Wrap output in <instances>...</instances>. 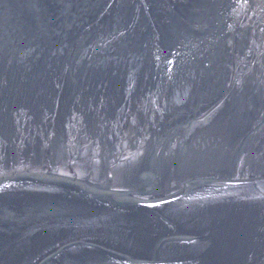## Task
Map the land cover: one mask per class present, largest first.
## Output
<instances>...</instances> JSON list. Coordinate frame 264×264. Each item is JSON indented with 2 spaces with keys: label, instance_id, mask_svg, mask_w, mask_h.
I'll return each instance as SVG.
<instances>
[{
  "label": "water",
  "instance_id": "obj_1",
  "mask_svg": "<svg viewBox=\"0 0 264 264\" xmlns=\"http://www.w3.org/2000/svg\"><path fill=\"white\" fill-rule=\"evenodd\" d=\"M0 264H264V0H0Z\"/></svg>",
  "mask_w": 264,
  "mask_h": 264
}]
</instances>
